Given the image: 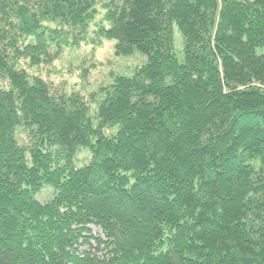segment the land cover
<instances>
[{"label":"trees","instance_id":"16d2710c","mask_svg":"<svg viewBox=\"0 0 264 264\" xmlns=\"http://www.w3.org/2000/svg\"><path fill=\"white\" fill-rule=\"evenodd\" d=\"M88 31L144 62L29 71ZM0 264H264V0H0Z\"/></svg>","mask_w":264,"mask_h":264},{"label":"rangeland","instance_id":"374dc122","mask_svg":"<svg viewBox=\"0 0 264 264\" xmlns=\"http://www.w3.org/2000/svg\"><path fill=\"white\" fill-rule=\"evenodd\" d=\"M104 11L98 6L93 23L106 24L103 19ZM175 45L181 48V39L175 30ZM81 44L75 48L64 47L58 59L49 65L32 68L29 71L40 74L53 85L63 87L65 91H79L86 98L90 93L96 91L100 86L109 84L113 75H129L144 62V57L137 51L123 56L115 53L116 40L99 39L90 31L80 38ZM109 130H106L108 132ZM87 162L85 151H80L77 164ZM40 201H46L52 197L50 187H43L36 195ZM91 233L100 235L101 230L96 226H90Z\"/></svg>","mask_w":264,"mask_h":264}]
</instances>
